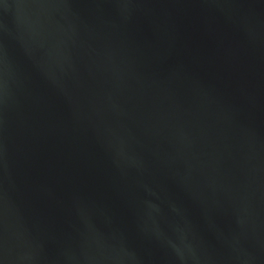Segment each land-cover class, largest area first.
<instances>
[{
    "label": "water",
    "instance_id": "1",
    "mask_svg": "<svg viewBox=\"0 0 264 264\" xmlns=\"http://www.w3.org/2000/svg\"><path fill=\"white\" fill-rule=\"evenodd\" d=\"M0 264H264V0H0Z\"/></svg>",
    "mask_w": 264,
    "mask_h": 264
}]
</instances>
